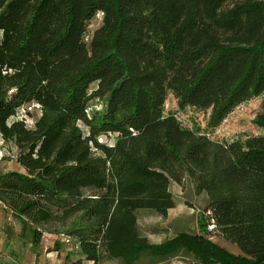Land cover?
Listing matches in <instances>:
<instances>
[{
    "label": "trees",
    "instance_id": "16d2710c",
    "mask_svg": "<svg viewBox=\"0 0 264 264\" xmlns=\"http://www.w3.org/2000/svg\"><path fill=\"white\" fill-rule=\"evenodd\" d=\"M260 97L262 134L210 139ZM32 102V127L10 122ZM0 137V205L35 253L47 235L61 264H264V0H0ZM185 182L209 216L148 242L138 214L166 218Z\"/></svg>",
    "mask_w": 264,
    "mask_h": 264
},
{
    "label": "rangeland",
    "instance_id": "374dc122",
    "mask_svg": "<svg viewBox=\"0 0 264 264\" xmlns=\"http://www.w3.org/2000/svg\"><path fill=\"white\" fill-rule=\"evenodd\" d=\"M261 99L262 97L237 107L218 128L210 132V139L219 142L232 141L262 134V130L252 124V120L260 110ZM90 105L92 109H101V104L99 102L93 101ZM175 108V102L170 97L165 103V111L174 110ZM178 115L186 125L191 126L192 123H195L201 128H204L208 112L204 113L186 109L185 112H179ZM0 150L3 151L2 153L4 156L3 159L0 160V173L18 169L11 159V155L15 152L14 147L3 144L0 146ZM170 190L177 202V206L168 211L166 218L163 219L145 212L138 214L139 228L143 236H145L150 243H161L173 238L178 233L197 234L198 212L200 211L203 213L205 217L209 216L208 213L204 212L205 199L201 196L194 195L188 183L185 182L184 185L180 187H175L173 185ZM0 228H4L6 232L9 231L12 235L18 234L20 230L17 221L10 217L4 209L0 210ZM2 231L3 230H0V236ZM211 238L212 241L219 246L227 249L231 253H236V249L226 243L216 233H212ZM25 240L28 241V236H26ZM55 242H58L57 246L61 249V252L69 250L68 247L61 243L58 236L48 237L44 235L36 253L29 249L28 243H25L27 245H22V255L18 264H61V260L57 259V253L52 251L53 248L56 247ZM36 254H38L37 259L35 257ZM103 264L116 263L114 261H107ZM143 264H145V262ZM166 264L192 263L188 259L179 257Z\"/></svg>",
    "mask_w": 264,
    "mask_h": 264
},
{
    "label": "built area",
    "instance_id": "2783aa9c",
    "mask_svg": "<svg viewBox=\"0 0 264 264\" xmlns=\"http://www.w3.org/2000/svg\"><path fill=\"white\" fill-rule=\"evenodd\" d=\"M101 18V14L97 15V21H99ZM41 111V107L39 104L37 103H30L27 104L23 107H21L18 112L15 114V116H13L10 119V122L12 121H19V122H23L27 127H32L34 125V120L36 119L37 116H39ZM99 143H104L107 145H112L113 143V135L112 134H108L106 137L104 138H99L98 139ZM3 145V141L0 137V146ZM3 151L0 150V160L3 159ZM12 158V157H11ZM209 230H213L214 229V225H210L208 227Z\"/></svg>",
    "mask_w": 264,
    "mask_h": 264
},
{
    "label": "crops",
    "instance_id": "0c3cea01",
    "mask_svg": "<svg viewBox=\"0 0 264 264\" xmlns=\"http://www.w3.org/2000/svg\"><path fill=\"white\" fill-rule=\"evenodd\" d=\"M3 207L0 205V210ZM2 234L0 236V263L1 264H18L22 255V244L17 240L16 234L8 236L4 228H0ZM27 245V244H25ZM29 249L32 247L29 244ZM33 252V251H32Z\"/></svg>",
    "mask_w": 264,
    "mask_h": 264
}]
</instances>
